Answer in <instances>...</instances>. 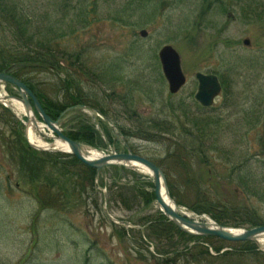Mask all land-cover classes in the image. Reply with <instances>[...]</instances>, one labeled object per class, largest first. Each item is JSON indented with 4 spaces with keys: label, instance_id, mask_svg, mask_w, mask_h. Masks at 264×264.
Returning <instances> with one entry per match:
<instances>
[{
    "label": "rangeland",
    "instance_id": "1",
    "mask_svg": "<svg viewBox=\"0 0 264 264\" xmlns=\"http://www.w3.org/2000/svg\"><path fill=\"white\" fill-rule=\"evenodd\" d=\"M14 1L38 22L42 40H53L64 66L35 75L37 91L64 102L63 83L71 75L87 97L86 108L65 117L68 129L91 124L100 133V153L129 148L157 163L180 209L193 217L202 218L192 207L206 198L231 226L264 223V0ZM165 45L180 54L187 75L174 96L158 54ZM197 72L222 83L208 109L195 98ZM0 91L19 94L10 85ZM91 106L129 133L127 144L108 140L99 124L105 118ZM24 117L0 103V264H158V252L175 250L149 229L160 212L150 174L110 168L92 189L84 175H66L68 158L51 156L57 163H47L39 150L33 149L38 159L21 154ZM37 181L50 208L35 198ZM186 240L173 241L179 251H191ZM208 240L197 242L209 245L213 257L182 256L178 264H264V242L253 253L227 244L216 252L221 245Z\"/></svg>",
    "mask_w": 264,
    "mask_h": 264
},
{
    "label": "trees",
    "instance_id": "2",
    "mask_svg": "<svg viewBox=\"0 0 264 264\" xmlns=\"http://www.w3.org/2000/svg\"><path fill=\"white\" fill-rule=\"evenodd\" d=\"M0 13H2L0 17V73L7 71L11 75L13 74L17 78H19L22 82H25L30 88V90L36 94L37 98L39 99V102H41L45 110V113H47L53 120H58L63 111L68 109V107L77 106L78 104L86 105L87 97H84V94L79 89V84H77L78 80H76L73 76L69 75L68 72L67 75L69 76L63 83V90L66 91V95L63 100L64 102L54 101L48 97H45L41 92L37 91V88L34 85V78L36 77L35 75L45 74V72L47 71L54 72L55 70H64V66L62 65L61 61H58V59L55 57V53L57 52V50L54 49L55 43L52 39L51 41L42 40L41 37L45 36L42 34L41 27H38V22L35 21L32 17L30 18L29 15L25 13L24 7L22 5L19 6V4L15 3L14 0H0ZM6 32L8 33V35H10V37H12L11 40L5 36ZM98 111L101 112L107 118H109L108 114L103 108ZM18 123L19 125H21L19 121ZM116 124L117 128L121 131L122 135H129V133L124 131V128H122L118 123ZM100 125L102 126L103 131L107 133L108 140L111 143L119 146V142L115 140V135L108 127V124L101 121ZM19 134L23 139L24 136L22 131ZM65 134H67V136L73 139L74 141L82 142L95 148H100L102 146V144L100 143L101 139L99 138L100 133L95 131L94 127L91 124H82L81 126H79L78 124L77 129L70 128L69 130H66ZM33 151L34 150L32 148L27 146L26 141L23 140V144L21 145L20 149L21 154L32 159H38V156L36 154H33ZM43 155L50 158L47 163H57L54 162V159H51V156L57 158L61 156L50 153H43ZM62 157H66L70 160V170L66 172V175L73 176V178H84L82 176L84 175L87 179L89 186L92 189L96 188V186L94 185L96 176L95 169H91L86 165H83L78 161L76 157L72 155H62ZM32 161L33 160H31V162ZM112 169L124 172L129 171L126 168L121 167H114ZM33 180L34 179L32 178L31 182H33ZM38 181L35 187V190H37L35 197L37 200H39L43 208H50L48 200L45 197L41 196L42 192L39 189L40 182ZM167 183H169V190L175 202L179 205H183L181 202L176 201V196L175 193H173V187L170 181L168 180V177ZM152 188H154V185L152 186ZM63 197L64 196L62 195L60 203L61 201H63ZM152 198L155 199V194H152ZM212 205L213 202L210 199L207 200L206 198H204L203 200L201 199L197 203V205L193 206L192 210L197 214H209L212 218L216 220L217 223L223 226H231L229 225V223L223 221L220 216L212 212ZM262 224L264 223H256L255 227ZM232 227H240V225L235 224ZM149 229L153 237H155L156 239H160L159 241H166L169 243V245H173V247L175 248V250L172 249L171 251L165 250L158 252L159 256L155 257V259L158 261V264H178L179 261H181L182 256L191 258L189 259L190 261H192L194 257L196 259H198L199 257H201L200 259H204L205 256L206 258L210 259V257H213L210 254V247L204 244L200 246V243L197 242L203 239H205V241H207L208 239H216L221 245V247L219 246L215 248L216 252L221 251V249H223V245L225 244L233 246L242 245L245 247V252L248 253H253L257 250L256 244L250 241L230 243L227 241L224 242L223 240L215 237L202 238L193 235L189 236L186 233L180 231L173 223L169 222L167 217L161 212H159V217L154 219L149 224ZM186 238H188V240L191 242H196L195 246H193L191 251L181 252L175 247V244L177 242H174L173 240L177 239L178 241H182ZM193 249L200 251V255H194V253L192 252ZM225 254H230V251H227V253Z\"/></svg>",
    "mask_w": 264,
    "mask_h": 264
},
{
    "label": "water",
    "instance_id": "3",
    "mask_svg": "<svg viewBox=\"0 0 264 264\" xmlns=\"http://www.w3.org/2000/svg\"><path fill=\"white\" fill-rule=\"evenodd\" d=\"M143 36H147L148 33L145 31L141 32ZM245 46H250L251 41L245 40ZM160 61L163 66L164 75L167 78L168 84L170 86V92L172 94L180 91L186 83V75L183 74L181 56L176 51L174 47L165 46L160 51ZM197 78L199 80V90L196 93V99L205 107L212 106L216 97H218L221 91V84L219 83L218 77L214 75H204L202 73H197ZM0 83L14 85L20 93L19 97H15L18 101L23 103L25 111L27 114H33L32 123L38 125V119L36 117V111L40 114L43 122L47 124L48 128L57 136L59 139L67 144L72 149V154L75 155L80 162L84 163L89 167H93L97 170V173L105 170L107 167L114 165L117 166H126L135 165V163L141 164L152 173L153 183H155V191L157 204L162 208L164 215H166L174 225H176L180 230L184 231L189 235H198L206 237H218L222 240L229 242H246L252 241L258 243L259 239L264 238V226H259L253 229L239 230L232 229L227 226H221L218 223H209L206 221H198L195 218H192L185 214L182 211H179L177 204L174 203L168 189V183L166 181L165 173L158 167V165L150 162L148 159H144L139 155H134L132 153L124 154H113L103 156L100 159H89V152L86 149V146L81 143H77L72 139L66 137L62 132L61 126L63 123L58 121H53L42 108L37 97L31 92L25 83L21 82L15 76H11L6 72L0 73ZM30 100L34 103V109ZM28 116V115H27ZM29 121H31L29 117ZM47 138L52 139L51 136H46ZM46 152H58L56 148H51L44 150ZM133 167V166H132ZM162 190H165V193L168 195L169 199L174 207L170 204H167L162 194ZM259 244V243H258Z\"/></svg>",
    "mask_w": 264,
    "mask_h": 264
},
{
    "label": "bare ground",
    "instance_id": "4",
    "mask_svg": "<svg viewBox=\"0 0 264 264\" xmlns=\"http://www.w3.org/2000/svg\"><path fill=\"white\" fill-rule=\"evenodd\" d=\"M5 95H7V93H5L4 91H0V100H2L3 101V98H5ZM6 104H8V105H12V108L15 110V112L17 113V114H21V115H23V116H25L27 113H26V111L24 110V108H23V105H22V103H20L18 100H16V99H14V100H11V101H6ZM29 116H30V118L31 119H33L32 118V114H28ZM33 124H31L30 126H28V129H27V135H28V137H29V141H30V143L32 144V145H34V146H38V147H40V148H42V149H48V148H52V145H50L49 143L47 144L43 139H42V137L41 136H39L37 133H43L44 132V127L43 126H41V125H39V126H34ZM56 145H57V148L58 149H61V150H64V151H70V149L68 148V146L66 145V144H63V143H61V142H56ZM90 151V156H89V158L90 159H98V158H100V157H102L103 156V153H100L99 151H97V150H94V149H92L91 148V150H89ZM139 169L143 172V173H148V174H150L149 173V170L147 169V168H144L143 166H139ZM162 194L164 195V199H165V202L167 203V204H170V205H172L173 207L175 206L174 204H173V202H171L170 201V199H169V197H168V195L165 193V190H162ZM259 242L262 244L263 242H264V238H261V239H259Z\"/></svg>",
    "mask_w": 264,
    "mask_h": 264
}]
</instances>
